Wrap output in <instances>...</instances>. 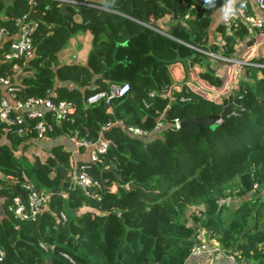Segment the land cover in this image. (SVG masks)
Instances as JSON below:
<instances>
[{
	"label": "trees",
	"instance_id": "1",
	"mask_svg": "<svg viewBox=\"0 0 264 264\" xmlns=\"http://www.w3.org/2000/svg\"><path fill=\"white\" fill-rule=\"evenodd\" d=\"M78 1L96 5L61 10L54 0H0V25L12 33L16 19L30 9L38 21L33 56L1 58L0 75L20 86L17 98L54 91L51 99L70 101L73 110L59 124L52 122L50 136L95 141L101 134L108 141L104 162L92 163L89 173L101 179L104 168L114 171L104 173L99 199L69 190L70 152L61 145L41 152L25 142L34 135L22 138L12 126L10 144H0V174L19 177L23 170L50 196L37 220L16 219L8 207L17 191L0 177V264H187L196 256L190 253L200 231L245 264H264V65L247 66L239 87L230 90L225 87L231 62L212 59L216 66L207 64L196 75L215 93L190 83L175 89L169 69L176 61L202 59L194 47L208 41L213 16L206 13L225 0H215L214 7L205 0ZM225 29L223 23L217 27L228 58L243 57L264 34L249 35L242 22L229 33ZM75 34H86L77 46L87 42L89 50L79 47L85 57L67 60L61 52ZM114 82L130 88L112 99V111L102 100L86 102ZM167 89L170 95H164ZM227 104L229 111L203 133L192 123L173 124L175 118L219 113ZM157 121L163 126L153 136L124 130L136 125L152 131ZM21 143L32 161L15 155ZM113 181L115 191L109 187ZM229 197L238 202L231 205L224 200ZM82 204L89 209L74 212Z\"/></svg>",
	"mask_w": 264,
	"mask_h": 264
},
{
	"label": "built area",
	"instance_id": "2",
	"mask_svg": "<svg viewBox=\"0 0 264 264\" xmlns=\"http://www.w3.org/2000/svg\"><path fill=\"white\" fill-rule=\"evenodd\" d=\"M58 5L65 3L78 5V4H90L96 5L87 1L78 0H54ZM257 7L264 11V0H256ZM99 6V5H97ZM237 13L231 17L227 22L222 17V23L226 27H232L237 22H243L248 28L249 32H252L255 28H260L264 25V17L252 13L249 5L243 1V7L237 5ZM28 14H24L17 18L15 24L17 30L12 33L6 25H0V44L5 41L4 38H8L7 43L1 51L2 58L4 60L29 58L34 54L33 46V33L38 26V21L35 17H28ZM150 25V24H149ZM151 26V25H150ZM5 38V39H6ZM4 40V41H3ZM195 49H199L194 47ZM212 58H220L226 60L227 58L208 51L199 49ZM243 64H255L249 60L239 61ZM0 85H3L9 95L0 96V121L8 127L16 126L14 132L20 136L34 135L37 138H46L49 136V132L52 129L53 123L46 117L43 111L37 109L38 106L42 105L47 108V111L54 119V123L59 124L63 119L66 118L69 112L73 110V105L70 101L66 100H53L48 96H30L27 98H17V92L20 90V86L13 82L10 77L0 75ZM235 87L234 83L231 82L228 88ZM130 85L128 82L111 83L107 89L99 90L91 93L87 96L86 102L91 104L102 100L107 107H111V101L114 98L124 96L129 91ZM164 95H169V90H165ZM154 91L150 92L153 95ZM186 97L182 96L180 100H185ZM26 110V114L22 112ZM31 119H33L31 121ZM35 119V121H34ZM217 121H220L218 119ZM180 119L175 118L173 124L178 127L180 125ZM20 124V125H19ZM122 124V122H121ZM111 124L107 123L103 128L109 127ZM162 123L157 121L152 131L144 129L136 125H127L124 130L132 135L140 137H148L160 131ZM72 140L77 146H85L97 141L96 145L91 150V161L89 162H73L70 163L72 167L71 180L68 185V189L80 188L85 197L91 199H99L100 194L98 189L101 187L102 181L94 177L89 173V167L92 163L104 162V154L108 148V141L99 134L95 141H91L85 137H79L72 135ZM0 177L5 179L14 185H18L19 188L24 190V197L19 193H16L9 204L8 209L12 212L13 217L19 220H32L35 221L39 217L40 213L47 209L48 199L50 194L45 191L38 189L33 179L25 172L21 171L20 176L17 177L14 174L1 175ZM125 187L128 188V184L124 183ZM118 186V184H117ZM115 183L112 184L111 190L115 191ZM256 188V184H254ZM69 191L62 192L63 197L68 196ZM60 218L66 220V213L61 211ZM210 249L204 243H196L191 249L190 255H198L200 253L209 251ZM4 251L0 248V261H2ZM70 258V257H69ZM221 264H245L244 259H235L233 256L228 254L225 257V262Z\"/></svg>",
	"mask_w": 264,
	"mask_h": 264
},
{
	"label": "crops",
	"instance_id": "3",
	"mask_svg": "<svg viewBox=\"0 0 264 264\" xmlns=\"http://www.w3.org/2000/svg\"><path fill=\"white\" fill-rule=\"evenodd\" d=\"M243 1H245L249 5L252 13H255L257 15L264 17V11H261L257 7L256 0H243ZM223 6L214 10V11H210V15L213 16V24L210 26V29H209L208 41H207L205 47H200V48L196 47V48L217 53V54L227 58L224 61H230L231 62V61L243 59L240 55H237L236 57L228 58L227 56H225L226 54H224V50L226 49V46H224V45L226 42L223 38V34L220 32V30H217V27L220 24H222ZM243 24L245 25V23H243ZM231 29H232V27H226L225 31L229 33L232 31ZM263 30H264V25L260 28H255L252 32H249L248 28H247L248 34L252 35V36L256 35L258 33V31H263ZM85 36H86V34H84V37L79 35L76 38H74V37L71 38L70 42L67 44V45L71 46V49L69 50L66 47L61 52V56H63L65 54L64 57H67V60H74V61H78V58L80 56L84 58L85 57L84 51H78L80 46L78 47L77 44H78V40H82V38L84 39L87 37V36L86 37ZM260 37H261V40L255 44V46L252 48V50L250 52L246 53V54H252L251 57H249V58H251V61L254 62L255 64H243L241 62H234V63L231 62V66L229 67L228 74H229V79H231V75H233V81H231V82L234 83L235 87L229 88L230 90H236L239 87L240 80L244 77L245 69L247 66L261 65V63L257 60L258 58H261L264 60V34H260ZM5 38H4L5 41L3 40L4 41L3 44H0V60L2 58L1 51L5 47L7 40H8V38H6V39ZM87 46H88V44L86 42L81 47L87 48ZM74 48H75V50L77 49L76 53H74L75 52ZM199 49H196V50L200 54L203 55L202 59H200V60H203V58H207V61L204 65L201 63L200 60H197V59L196 60H191V59L190 60H187V59L186 60H180V61H176V62L170 64L169 69H170L171 75L173 77V87H175V89H178L177 87H180L182 83H190L196 87H198V85H201V84L205 85V82L203 80H201L196 74L207 69V64H208V67L211 65H214V66H216V65L214 64V61L212 60L214 58H212L210 55L206 54L205 52H203ZM82 52H83V54H82ZM29 58H25V60H27ZM217 59H220V58H217ZM220 60H222V59H220ZM184 61H185L186 65L184 64ZM242 69H243V71H242ZM221 71H222L221 69H217V73H221ZM180 80H181V82H180ZM226 88H228V85ZM208 90L214 91V89L211 87L208 88ZM0 91H1L2 95L9 97V95H8L6 89L3 85H0ZM51 93H54V91L49 92L47 96L50 97L49 94H51ZM169 95H170V93H169ZM182 101H184V100H182ZM37 109L39 111H43L46 114V117L48 115H50L49 112L47 111V108H45L42 105L38 106ZM107 110L112 111V107H107ZM22 112L24 114L27 113L26 110H22ZM50 117H51V115H50ZM51 121L52 122L54 121V119L52 117H51ZM119 123H121V122H119ZM10 128L11 127H8L5 125L3 126L5 133L3 132L1 137H0V144H3V143L10 144V140L7 137V132L9 131ZM157 133H154V134H157ZM73 135H75V134H73ZM153 135H151V136H153ZM18 136H20V135H18ZM21 137L24 138L27 136H21ZM28 141L29 142L31 141L34 144H36V146L41 149V152H43V150H44L47 153H50V148L53 145H61V147L63 149H66L70 152L69 153V163H73V162L81 163V162L91 161L90 160L91 159V150L97 143V141H95L94 143L89 144V145L77 146L74 143V141L72 140V135H70V136L62 135V136L52 137V136H50V134L46 138H37L35 136H31L28 139H26L25 142H28ZM22 146H24V145L21 143V145L18 147V149H16L14 151L15 155L18 157L23 155L26 159L32 161L33 157H32L30 149L29 148H27L26 150L22 149L21 148ZM113 183H115V186H116L115 190H116L118 187L117 186L118 183L115 181L110 183V185H109L110 190H111ZM2 201H3V197H0V204L2 203ZM47 209H48V207H47ZM87 209H89L88 206L85 204H82V205H78L77 208H75L73 210H74V212L76 211L77 213H81L82 211L87 210ZM1 212H2V210H1ZM198 237H199L200 241L205 240V238L201 239L200 236H198ZM207 246L209 247L211 245H207ZM209 248H210L209 251L200 253V254L196 255L195 257H190L187 264H212V263L221 264V263L225 262V257L228 255L227 253H224L221 250H218V252H214V251H217L218 248H216V247L214 248L213 245Z\"/></svg>",
	"mask_w": 264,
	"mask_h": 264
},
{
	"label": "water",
	"instance_id": "4",
	"mask_svg": "<svg viewBox=\"0 0 264 264\" xmlns=\"http://www.w3.org/2000/svg\"><path fill=\"white\" fill-rule=\"evenodd\" d=\"M61 10H65L66 9V4L62 3L60 5ZM207 15H210V11H207L206 13ZM28 17H37V15L34 13L33 9H30L28 15ZM180 22L176 24V26H180ZM105 77H107V73L105 72ZM230 109V104H227L224 109L222 111H220L219 113H212V114H208V115H196V116H190V117H184L180 120V125H184L186 123H192L194 125H196L198 127V130L200 133H203V130L205 127H211L214 126V124L216 123V121L218 119H220L222 116H224ZM108 171H114L113 167H106L101 171V180L102 183H104V173L108 172ZM117 177H120L119 174H117ZM14 189L17 191V193H19L20 195H22L24 197L25 193L24 190L19 188L18 185H14Z\"/></svg>",
	"mask_w": 264,
	"mask_h": 264
},
{
	"label": "rangeland",
	"instance_id": "5",
	"mask_svg": "<svg viewBox=\"0 0 264 264\" xmlns=\"http://www.w3.org/2000/svg\"><path fill=\"white\" fill-rule=\"evenodd\" d=\"M5 16V15H4ZM78 34H75L74 35V37L76 38V36H77ZM81 35V34H80ZM80 47L81 46H83V43L82 44H80L79 45ZM69 50L71 49V46H69V45H67L66 46ZM86 49V52L89 50V46L87 47V48H85ZM74 53H76V51H77V49L75 50V48H74ZM251 55L252 54H245L244 55V57H242L243 59H240V60H235V61H231L232 63H234V62H239V61H242V60H248V59H251V58H249V57H251ZM79 59V58H78ZM206 61H207V58H203V60H201V63L204 65L205 63H206ZM184 64H185V61H184ZM186 65V64H185ZM242 71H243V69H242ZM181 77V76H180ZM179 81V80H178ZM231 81H233V75H231V79H229V80H227V82H226V87H227V85H229L230 84V82ZM180 82H181V80H180ZM202 86H204V88H206V89H208V88H210V87H208V86H206V85H204V84H201ZM225 87V88H226ZM212 92H217V91H212ZM225 201H227V202H229L231 205H234L236 202H238V199L236 198V197H229V198H226V199H224ZM224 200H222V201H224ZM196 209L197 207H192V208H190V209ZM190 212V210H188L187 209V213H189ZM198 236H200L201 237V239H203V238H205V240H202V241H200L199 243H204L205 245H213L214 246V248L216 247V248H218L217 249V251H214V252H218V250H221L222 251V249L221 248H219V246L217 245V242L215 241V240H211V242H208L207 240H206V237H205V233H203L202 231H200L199 232V234H198ZM211 246H209V247H211ZM208 247V246H207ZM208 247V248H209ZM210 249V248H209ZM223 252V251H222ZM230 255L231 256H233V258H235V259H238V258H236V256L235 255H233V254H231L230 253ZM239 259H244L243 257H241V258H239ZM238 259V260H239Z\"/></svg>",
	"mask_w": 264,
	"mask_h": 264
},
{
	"label": "clouds",
	"instance_id": "6",
	"mask_svg": "<svg viewBox=\"0 0 264 264\" xmlns=\"http://www.w3.org/2000/svg\"><path fill=\"white\" fill-rule=\"evenodd\" d=\"M205 3L209 7L215 6V0H205ZM238 4L240 5V7H243V0H225V4L223 6V19L225 22H227L231 17H233L237 13ZM248 60L251 61V59H248ZM261 65H264V64H261Z\"/></svg>",
	"mask_w": 264,
	"mask_h": 264
}]
</instances>
